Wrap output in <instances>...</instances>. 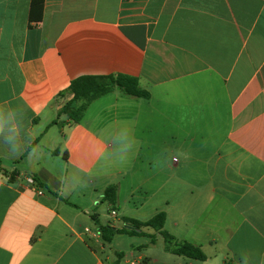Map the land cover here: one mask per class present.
<instances>
[{
  "label": "crops",
  "instance_id": "1",
  "mask_svg": "<svg viewBox=\"0 0 264 264\" xmlns=\"http://www.w3.org/2000/svg\"><path fill=\"white\" fill-rule=\"evenodd\" d=\"M32 1L0 0V145L15 124L39 152L0 148V264H110L121 243V264L264 256V0H44L40 21ZM117 75L149 99L115 89L79 123L58 115L73 80ZM122 126L137 141L123 162ZM82 179L60 194L61 181ZM111 185L116 217L104 202ZM159 212L207 260L167 252L150 228L101 238L99 225Z\"/></svg>",
  "mask_w": 264,
  "mask_h": 264
},
{
  "label": "trees",
  "instance_id": "2",
  "mask_svg": "<svg viewBox=\"0 0 264 264\" xmlns=\"http://www.w3.org/2000/svg\"><path fill=\"white\" fill-rule=\"evenodd\" d=\"M44 0H33L30 20L40 21L43 14ZM119 89L125 95L149 99L148 91L143 90L135 78L117 75V76H82L73 80L67 92L73 95V99L67 103L60 111L59 116L67 115L75 123H79L89 105L95 100ZM118 201V188L111 185L104 191V202L107 203L109 210L116 209ZM167 221L165 212L157 213L148 221H138L125 218V227L114 228L111 225H99L101 238L105 243H112L117 235L147 236L145 229H153L163 240L164 249L177 256H183L189 259L205 261L206 254L201 247L187 241H179L173 235L169 234L164 228ZM129 227H132L129 228ZM151 245L157 244V236L150 237ZM125 253L119 252L117 260L110 264H121Z\"/></svg>",
  "mask_w": 264,
  "mask_h": 264
},
{
  "label": "clouds",
  "instance_id": "3",
  "mask_svg": "<svg viewBox=\"0 0 264 264\" xmlns=\"http://www.w3.org/2000/svg\"><path fill=\"white\" fill-rule=\"evenodd\" d=\"M4 132L5 123L0 120V135L4 134ZM117 135L121 143L118 149L119 154L116 159L123 162L127 159L129 153H131L136 147L137 141L135 140L133 130L128 126H122ZM32 139V133H28L25 136H21L18 126L13 124L10 128H8L6 139L4 141V144L0 145V148H2L10 157L22 155L24 152L27 151L30 157L38 158L39 152L37 148L32 147ZM113 141L115 142V138H113ZM183 155L186 159L188 158L187 154ZM178 159V156L172 157L173 161H176ZM84 186H86V181L84 179H82L79 183L73 185L72 187L66 186L61 181V187L59 191L62 196L67 197L77 188ZM242 254V264H257V261H259V264H264V256H260L255 252L248 251H242Z\"/></svg>",
  "mask_w": 264,
  "mask_h": 264
},
{
  "label": "rangeland",
  "instance_id": "4",
  "mask_svg": "<svg viewBox=\"0 0 264 264\" xmlns=\"http://www.w3.org/2000/svg\"><path fill=\"white\" fill-rule=\"evenodd\" d=\"M106 214L107 215H109V214H111V212L109 211V212H106ZM113 247V246H112ZM111 247V248H112ZM117 250V251H122L123 253H125V255H129V249H128V246H127V244H123V243H121L120 244V247L119 248H116V247H114V249L113 250ZM111 255H112V257H113V260L114 261H116L117 260V257L113 254V253H111Z\"/></svg>",
  "mask_w": 264,
  "mask_h": 264
},
{
  "label": "built area",
  "instance_id": "5",
  "mask_svg": "<svg viewBox=\"0 0 264 264\" xmlns=\"http://www.w3.org/2000/svg\"><path fill=\"white\" fill-rule=\"evenodd\" d=\"M27 181L31 185H34V183H35V181H34V179L32 177H28L27 178ZM39 194H42V191H40ZM110 211H111V216H113V217H116L117 216V213H116L115 210L111 209Z\"/></svg>",
  "mask_w": 264,
  "mask_h": 264
},
{
  "label": "water",
  "instance_id": "6",
  "mask_svg": "<svg viewBox=\"0 0 264 264\" xmlns=\"http://www.w3.org/2000/svg\"><path fill=\"white\" fill-rule=\"evenodd\" d=\"M129 228H131V229H132V227H129Z\"/></svg>",
  "mask_w": 264,
  "mask_h": 264
}]
</instances>
